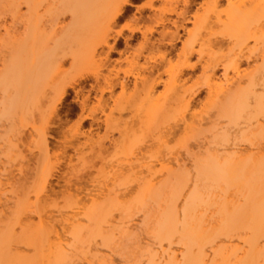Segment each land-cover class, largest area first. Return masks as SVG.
I'll return each instance as SVG.
<instances>
[{
    "label": "bare ground",
    "instance_id": "6f19581e",
    "mask_svg": "<svg viewBox=\"0 0 264 264\" xmlns=\"http://www.w3.org/2000/svg\"><path fill=\"white\" fill-rule=\"evenodd\" d=\"M137 1L140 0H0V119L30 111L45 99L46 114L42 116L35 109L39 114L37 121L44 122V125L38 133L33 131L37 141L31 136L29 139L36 142H31L35 144L33 150L39 148L41 152H47L49 127L54 121L59 122L58 105L70 90L74 91L76 100L82 96L79 100L81 113L74 123L72 137L61 143L64 148L60 149L59 156L64 158L69 147L79 154L86 145L90 150L86 153L94 152L92 157L99 159L103 166L102 162L111 167L97 165V172L103 179L107 177L105 171L108 169L113 170V174L126 169L136 186L135 192L137 190L135 197L130 194L134 199L131 201L128 196L130 199L124 201L129 203L124 205L118 194L110 196L109 187L104 186L107 182L104 183L109 194L108 203L95 204L97 206L81 217L76 206L77 211L62 220L68 225V231L61 226V232L44 218L50 212L30 211L33 199L16 201L15 225L22 229L21 235L20 232L18 237L15 235V226L8 229L3 223L0 264H75L82 261L86 264H114L110 254L115 253L123 264H264V244L260 245L264 240V0H202L203 13L192 14V27L183 28L171 19L173 32L164 29L169 20L167 15L173 14L184 20L186 10L194 0H146L136 9L154 12L151 26L131 23L123 29H115L117 21ZM21 6L25 7L22 13ZM66 15L70 19L67 25L61 23ZM7 16L13 23L11 28L5 24ZM156 27L166 31H159L154 43L151 38L157 32ZM180 29L185 31L186 38L173 54L164 44L172 45L178 41ZM137 34L142 41L135 46L137 48L128 50L129 41ZM122 44L123 49L119 50ZM72 46H75L74 50ZM111 54H118L114 65L109 64ZM96 56L99 62L95 61ZM194 56L196 62L191 63ZM67 59L70 64L66 71L61 66ZM249 60L253 64L243 68L244 62ZM197 65L200 75L188 85L182 77ZM218 71H221L219 75ZM89 79L93 83L83 96L76 87ZM159 86L162 90L156 91ZM115 88L120 90L117 95L114 94ZM202 93L204 96L200 100ZM92 98L94 102L90 101ZM120 102L126 103L138 127L129 129L131 127L126 126L125 122L131 119L129 115L125 117L127 121L124 118L125 122L120 121L122 126L118 123L121 115H115L117 122L113 119L112 112ZM197 106L200 110H196ZM118 112L123 111L119 109ZM96 113L103 118L96 117ZM31 118L33 121V115ZM15 119L28 127L29 120ZM85 122L88 126L86 134L80 132ZM100 124L104 126L105 135L93 140L92 132L100 128ZM21 125H17L20 130L24 127ZM9 127L7 130L12 131V126ZM136 128L141 135H136L139 134ZM134 129L137 133L133 132ZM8 132L4 133L8 135ZM113 133L118 137L110 138ZM80 136L86 137V143L68 144ZM10 143V148L7 146L6 149L16 147ZM32 148L28 150L32 151ZM5 152L10 153L9 150ZM180 154L189 158L185 159L191 161V170L185 169ZM77 157L80 160V156ZM66 159L65 166L69 168L73 164L71 157ZM52 165L43 172L41 167V171L38 168L40 173L35 170L40 181L39 191L30 193L35 197V203L47 191L60 164L58 161L56 167ZM85 165L88 164H82L84 170ZM83 169L74 170L79 173ZM70 185L65 187L66 192L62 190L64 201L73 197L75 203L83 204L84 200L98 203L96 198L106 195L102 191L88 193L86 189L82 195L77 189L74 194ZM189 186L192 190H187L189 193L185 196V189ZM221 186L235 188L240 197L237 196L238 201L235 197L231 199L233 194L230 196L229 193L230 201L221 203L220 198L226 193L219 192L225 191ZM199 187L202 193L204 188V193L217 188L223 195L217 196L220 199V203L217 200L218 208L211 203L218 218L214 225H209L213 222L210 218L209 227L202 224L207 222L209 215L206 213L207 217L201 215L200 218L198 210L205 213L207 207L211 208V204L206 207V200L212 193L204 194L210 197L205 200ZM202 205L204 208L200 209ZM115 213L119 220L116 224L113 223ZM212 213L210 211L211 215L215 212ZM21 217L26 219L27 229L22 225ZM32 217L37 219L36 223ZM140 234L144 239L139 238ZM221 237L226 239L225 244L209 247ZM18 246L30 250L31 254L19 253Z\"/></svg>",
    "mask_w": 264,
    "mask_h": 264
},
{
    "label": "rangeland",
    "instance_id": "374dc122",
    "mask_svg": "<svg viewBox=\"0 0 264 264\" xmlns=\"http://www.w3.org/2000/svg\"><path fill=\"white\" fill-rule=\"evenodd\" d=\"M201 1L202 0H194V2H192L190 5H189V7H188V9L186 10V13H185V15H184V20H182L181 18H178V17H176L175 15H167V18L169 19L168 20V22H166L165 23V25H164V29H167V31H174L175 29L173 28V26L171 25V23L173 24V22H169V21H171V19H174L177 23V25L178 24H181L182 26H183V28H186V29H190L191 27H192V24H191V16H192V14H194L195 12L197 13H200L201 11H202V6H204L203 5V3H202V5H201ZM142 2V3H141ZM146 2V0H140V1H137V2H135V4H134V6L133 7H129L128 8V11L124 14V16H123V18H121L119 21H117V23H116V25H115V29H117V30H119V29H123L127 24H133V23H136V24H138V25H140V26H142V24H146L145 26H151V24L153 23V14H154V12L152 11V10H149V9H144V10H140V11H137V7H140V6H142L144 3ZM141 3V4H140ZM137 4H140V5H137ZM157 4V3H156ZM160 3H158L157 5H159ZM22 7V8H21ZM20 8H21V13H22V11L24 12V6H21ZM178 7H182V5L179 3L178 4ZM200 7H201V9H200ZM204 10V9H203ZM202 13H203V11H202ZM201 13V14H202ZM7 18V19H6ZM5 18V20H6V22H5V24H8V26L7 27H9V28H11V25H13V23H11V19H10V17H9V19H8V16ZM2 19H0V21H1ZM70 19H69V15H66V16H64L62 19H61V23L62 24H65L66 23V25H67V23H70V21H69ZM19 21V20H18ZM173 21V20H172ZM17 21H15V23H16ZM11 23V24H10ZM0 24H2V22H0ZM16 25H18V27H19V24L17 23ZM61 25V24H60ZM1 26V25H0ZM15 28H17L16 26H14ZM14 27H12V28H14ZM144 27V26H143ZM161 29V30H160ZM164 29H162V27H156L155 28V30H157V32H155V33H153L152 34V38H151V41H154V43L156 42V40L155 39H157L159 36H158V34L163 30V31H166V30H164ZM12 30V29H11ZM160 31V32H159ZM2 32V31H1ZM126 32V31H125ZM124 32V34L125 35H127V32L125 33ZM3 33V32H2ZM178 35H179V39H178V41H175V42H173L172 43V45H168V44H164L165 45V47L167 48V49H170L171 51H172V53L174 54L180 47H181V43L185 40V38H186V33H185V31H183V30H178ZM151 36H148V38H150ZM91 38V37H90ZM87 39V38H86ZM142 41V39L140 38V35L139 34H137L136 35V37L133 39V40H131V41H129V48H128V50H132V49H135V48H137L138 46V43H140ZM89 42V41H88ZM111 42V41H110ZM87 43V42H86ZM135 46H137V47H135ZM135 47V48H134ZM71 49L72 50H74L75 49V46H72L71 47ZM119 50L120 49H123V44L118 48ZM104 50H106V49H104ZM98 52H101L100 50L98 51ZM146 55H148L147 53H146ZM101 57L103 56V54H101L100 55ZM97 59H99L98 58V56H96V58H95V61H98ZM109 64L110 65H114L115 64V60H117L118 59V54H111L110 56H109ZM252 60H249V61H247V62H244V64L242 65V67L243 68H245L246 69V67H250L252 64H253V61L251 62ZM99 62V61H98ZM172 62L174 63V55H173V57H172ZM190 62L191 63H195L196 62V56H194L193 58H191L190 59ZM69 64H70V59H67V61H66V63H64L62 66H61V69H63V70H69ZM70 67H72V65H70ZM71 70H72V68H71ZM70 72V71H69ZM103 72L105 73V70H103ZM220 72L221 71H218V75L220 74ZM188 75V76H187ZM199 75H200V67H199V65H197L196 67H195V69L194 70H190V71H186V74H185V76H183L182 77V79H185L186 81H188L187 83H188V85H191L192 83H194L195 81H196V78L197 77H199ZM187 76V77H186ZM191 78V80L189 81L188 79H190ZM93 82H92V80L91 79H89V80H87V81H84L82 84H80L78 87H76V89L78 90V88H79V90H80V93H82L81 95H86V91L87 90H89V84H92ZM129 87H131V84L129 83ZM158 90H162V88H161V86H159V87H157L156 88V91H158ZM119 92H120V90H119V88H115L114 89V94L115 95H117V94H119ZM93 94V93H92ZM108 95L107 94H105V97H107ZM203 96H204V93H202L200 96H199V98L198 99H200V100H202L203 99ZM81 97L82 96H79L78 98H77V100H76V97H75V93H74V91L72 92L71 90L69 91V93H68V96H66L65 97V99H64V101H62L59 105H58V109H57V111L59 112V122L58 121H54L55 123L54 124H51V125H54V127L53 126H51L50 124V130L48 131V137H47V141H48V145H49V150L47 151V152H41L40 150H39V148L38 149H35V150H33L34 148H35V146L32 148V145H35L36 144V142L35 141H33V138L34 139H36V141L38 140V138H36L37 137V135H36V133H35V135H34V132L33 131H37V133L39 132V130L43 127V125H44V122H39V120L37 121V118H38V115L40 114L39 113V111L42 113L41 115L42 116H44V114H46L45 113V108H46V106H45V104L47 103V101L44 99V100H42V101H40V103H38L37 104V106L36 107H33V108H30L31 110L29 111V110H26V112L25 111H23V112H17V115L15 114L14 116H16V117H12V118H2V119H0V148H2V149H0V211H1V214H0V229H2V226H3V223L5 224V228H10L11 227V225H13V227L15 226V228H14V232H15V235L18 237L19 235H21V231H22V229L20 230V228H18L17 227V225H15V223L17 224V212H16V204H17V202H18V200H22V199H26V198H28L29 200H31L32 201V199H33V201H32V203H31V205H32V207H31V209H30V211L31 212H44V213H48V212H50L51 214H46V216H44V218L48 221H50V223L51 224H53L54 225V227L59 231V232H61V230H60V227L62 226V227H64V230L65 231H68V229H69V227H68V225H66V224H64L63 222H62V220H64L65 218H67V217H69V216H71L72 215V213L73 212H76L77 210H76V206L77 207H79L78 208V212L80 213V215H79V217H81L84 213H86L88 210H90L91 208H93L94 206H100V205H106L107 203H108V200H106L107 199V196L110 194V196L112 195V193H116V194H118V196H119V199H121V197H122V200H120V202H122V203H124V205H125V202H126V204H128L127 203V201H128V199H130V198H132L131 199V201L134 199L133 198V196L131 195L130 196V194H133L134 195V197H135V195H136V192H137V190H136V192H135V188H136V186H135V184L134 183H132V178H131V176H130V178H129V173L126 171V169H124V170H121V171H118L117 173H118V175H116L117 173H115V174H113L114 172H112L113 170H109L111 167H109L107 164H105L104 162H102L103 164H104V166L101 164V161L98 159V160H96V158H94V157H92V156H94L93 155V153L91 152V154H88V153H90V150H89V148H86V145H84L83 146V148L81 149V151L79 152V154L78 153H76L73 149L74 148H72V147H69V148H67L66 150H65V157L64 158H62L61 156H59L60 154H61V150L60 149H63L62 148V146L61 145H63V144H61L63 141H65L64 139H67V140H69L70 139V136L71 135H73V132L75 131V127H74V123L76 124V122L78 121V117H79V115H80V113H81V111H80V103H79V100L81 99ZM90 101H92V102H94V100H93V98L92 99H90ZM43 102V103H42ZM45 103V104H44ZM124 103V102H123ZM122 102H120V104L117 106V108H119L121 111H123L122 113L120 112H118V114H117V111H119V109H117L116 108V112L114 111V112H112V115L111 116H114L115 118H113V119H115V121H116V119L121 115V117L119 118V122L118 123H120V125L122 126L123 124L121 123V122H125V120L127 121V119H125V117H128V115H129V117L131 118V119H129L128 120V122L126 123L125 122V124H127L126 126H128V127H131V128H129V129H133V128H135V127H138L137 125H136V120H134V119H132V114L129 112L130 110L128 109V107L126 106V103H124L123 104ZM110 105H112V104H110ZM45 106V107H44ZM196 108V110L198 109V110H200V108L197 106V107H195ZM37 110V112L39 113H37V112H35L36 110ZM108 111V110H107ZM27 112H29V113H27ZM31 112V113H30ZM108 113V112H107ZM19 115V116H18ZM32 115H33V121H31L32 120V118L30 119V117H32ZM99 115V116H98ZM118 116L117 118H116V116ZM19 118L20 120L22 119V118H24V119H26V120H29L28 122H27V124H28V127L26 126V125H23L24 127H23V129L22 130H20L19 128V126L21 125V122L18 120V119H15V118ZM41 117V116H40ZM96 117H99V118H103V116L101 115V114H99V113H96ZM125 120H124V119ZM39 119V118H38ZM121 119V120H120ZM123 119V120H122ZM19 121V122H17V121ZM26 120H25V122H26ZM22 121V120H21ZM42 121H43V119H42ZM118 121V120H117ZM116 121V122H117ZM121 121V122H120ZM23 122V121H22ZM39 122V123H38ZM132 122V123H131ZM18 123H19V126H17L18 125ZM21 125V126H22ZM37 125H38V128H37ZM130 125V126H129ZM9 126H12V131L10 130V132H8L9 130H7L8 128H10ZM15 126H16V128H15ZM40 126V127H39ZM13 127L15 128V130H19V131H15L14 129H13ZM104 126L102 125V124H100V128H98V129H96V130H94L93 132H92V136H91V138L93 139V140H96V139H98L99 137H104L103 136V134H104ZM74 129V130H73ZM82 129V130H81ZM88 129V126L86 125V122L82 125V127L80 128V132H84L85 134H86V130ZM128 129V128H127ZM128 129V130H129ZM137 129V128H136ZM136 129H134L133 130V132H135V133H137L138 132V129H137V132H136ZM15 132H14V131ZM140 130V129H139ZM29 131V132H28ZM4 132H8V135L7 134H5ZM13 132H14V134H13ZM140 132L141 131H139L138 133L139 134H136V135H141L140 134ZM12 133V134H11ZM30 133V135H28ZM33 133V134H32ZM2 134H4V136L5 135H7V137H9V139L12 141L11 143H10V140L5 136H1ZM19 136H18V135ZM64 134V135H63ZM66 134V135H65ZM96 135H98V136H96ZM105 135V134H104ZM14 136V137H13ZM29 136H31V137H33L32 138V140L30 141V139H29ZM116 136L118 137V134L117 133H113V134H111V137L110 138H116ZM1 137H3V138H1ZM72 137V136H71ZM98 137V138H97ZM141 137V136H140ZM15 138H18V139H20L19 141H21V142H19L18 141V139L16 140ZM2 139V140H1ZM29 139V140H28ZM85 139V140H84ZM4 140H8V141H4ZM2 141H3V143H2ZM27 141H28V144H30L32 141L33 142H35V144H30V145H28L27 144ZM84 141V142H83ZM12 145V144H14L16 147H14L16 150L14 151V148L12 149H6V147L9 145V143ZM6 143H8V145L6 146ZM64 143V142H63ZM84 143H86V137L85 136H80V137H78V138H76V139H72L71 140V142L70 143H68L69 145H72V146H77V145H79V144H84ZM4 144V145H3ZM27 144V145H26ZM23 147H22V146ZM104 145H108V143L107 142H105V144ZM26 146H27V148H26ZM61 146V147H60ZM64 146V145H63ZM9 147V146H8ZM7 147V148H8ZM32 148V151L31 150H28V149H31ZM37 147V146H36ZM9 150L10 151V153L9 152H5L6 150ZM10 148V147H9ZM88 149V150H87ZM12 150V151H11ZM86 151H89L88 153H86ZM14 152V153H13ZM53 152H54V154H53ZM2 153V154H1ZM5 153V154H4ZM47 155V156H44L45 154ZM48 153V154H47ZM55 153H56V155L57 156H54L55 155ZM60 153V154H59ZM44 154V155H43ZM84 154H86V155H84ZM5 155V156H4ZM7 155V156H6ZM11 155H13V156H11ZM75 155H77V156H80V160H79V157H77V156H75ZM181 156H182V158H184V159H182V160H184V164L186 165V167H185V169L187 168V170L189 169V170H191V166H189V165H191V161L190 160H188L189 158L188 157H183V155H185V154H180ZM68 156H70L71 157V160H72V163L73 164H71V166L73 165L75 168H80L81 167V170L83 169V167H82V164L84 165V163L85 164H88V166H86L85 165V170L84 171H81V172H79V170H78V172L79 173H77V172H75L76 170H74L73 168H67L65 165H66V158L68 157ZM181 156H180V159H181ZM10 157V158H9ZM35 157V158H34ZM56 157V158H55ZM77 157V158H76ZM82 158V159H81ZM185 158H188L187 160L185 159ZM49 159V160H48ZM59 159V160H58ZM75 159H78V160H75ZM87 159V160H86ZM95 159V160H94ZM7 160V161H6ZM35 160V161H34ZM82 160V161H81ZM52 161H54V162H52ZM58 161H59V164L60 165H58V168H56V171H55V173H54V177H53V179L50 181V185L46 188L47 189V191L45 192V194L44 195H41L40 196V200L38 201V203L36 202L35 203V197L33 196V194L31 195L30 193H31V191H33V193H37L38 191H39V186H40V181H39V177H38V175H39V171H41L40 170V167H41V169H42V172H43V170L45 171V170H49V169H47L48 167H50L52 164V167H56L57 166V163H58ZM64 161V162H63ZM77 161H78V163H77ZM80 161L82 162V163H80ZM100 161V162H99ZM38 162V163H37ZM50 162H52V163H50ZM76 162V163H75ZM181 162V161H180ZM36 163V164H35ZM44 163H46V164H48L49 163V166L48 165H46V164H43ZM75 163V164H74ZM99 163V164H98ZM182 163V164H183ZM51 164V165H50ZM183 164V165H184ZM20 165V166H19ZM99 165H102L103 166V168L105 167V168H108L109 167V169L108 170H104L105 171V174H108V175H105V176H107V177H105L104 179H105V181H104V179L102 178V175H99V173L97 172V169H98V166ZM106 165H107V167H106ZM19 168H18V167ZM47 166V167H46ZM101 166V167H102ZM35 167H36V169H35ZM174 168H175V165L173 166ZM190 167V168H189ZM32 168V169H31ZM39 168V169H38ZM7 169V170H6ZM18 169H19V171H18ZM39 171H38V170ZM72 169H73V172H72ZM100 169H102V168H100ZM99 169V170H100ZM34 170V171H33ZM35 170H37V171H35ZM103 170H101V174H102V172H103ZM21 171V172H20ZM109 171V173H106V172H108ZM110 171L112 172L111 174H110ZM128 173L127 175H126V172ZM17 172H19V173H17ZM41 172V173H42ZM75 172V173H74ZM119 172H121V175H122V178H121V176H120V173ZM96 173H98V176H96ZM69 174V175H68ZM124 174V175H123ZM12 175V176H11ZM40 176H41V174H40ZM126 177V178H124V177ZM38 177V178H37ZM77 177V178H76ZM104 177V176H103ZM109 177V178H108ZM111 177H115L114 179L113 178H111ZM37 178V179H36ZM76 178V179H75ZM97 178V179H96ZM106 178H107V180H106ZM121 178V179H120ZM123 178H124V180H123ZM103 181H102V180ZM111 179V180H110ZM113 179V180H112ZM30 180V181H29ZM66 180H69V181H66ZM94 180H97V181H99V183H101L100 185L102 186V187H100V185L98 184V182L96 181L95 183H94ZM131 180V181H130ZM24 183H23V182ZM38 181H39V183H38ZM101 181V182H100ZM109 181V182H108ZM16 182V183H15ZM31 182V183H30ZM107 182V183H106ZM111 182V183H110ZM130 182V183H129ZM14 183V184H13ZM33 183V184H32ZM65 183H68V184H65ZM69 183L72 185L73 184V186H71L70 185V187H71V193H74V194H77V192L75 191L76 189L77 190H79V191H82L81 193H80V195H82V194H84V189H86L85 190V192H88V191H90V193L92 192V193H95L94 191H96V192H99V191H102L103 193H105L106 191V189L105 188H108L107 190H108V192H110L108 195H107V193L108 192H106V195L104 194V196H101V197H103V198H101V197H98V198H96L97 199V202L98 203H96V202H92V201H89V200H84L83 201V204H80V203H75V200L73 199V197H71V198H69V200L68 199H65V201H64V199L63 198H65V196H64V192H66V186L68 185V187H69ZM104 183H106L105 185H104ZM21 184V185H20ZM94 184V185H93ZM114 184V185H113ZM115 184H117L116 186H115ZM124 184V185H123ZM129 184V185H128ZM132 184V185H131ZM17 185V186H16ZM93 185V186H92ZM105 186V188H104V186ZM127 185V186H126ZM21 186V187H20ZM33 186V187H32ZM108 186V187H107ZM111 186V187H110ZM201 186V185H200ZM206 186H208V185H206ZM31 187L33 188V190L31 189ZM66 187V188H65ZM74 187V188H73ZM76 187V188H75ZM78 187H80V188H78ZM99 187V188H98ZM124 187V188H123ZM221 187H225V186H221ZM83 190H82V189ZM200 188L201 187H199L198 189H199V191L201 192L202 190H200ZM202 188H203V186H202ZM209 189H211L212 187H208ZM81 189V190H80ZM97 189V190H96ZM98 189H102V190H98ZM118 189V190H117ZM217 188H214V189H212V190H214V191H212L211 192V190L209 191L208 189V191H206V193H204L205 192V188L203 189V193L201 192L200 194H202V195H204V194H209V192L210 193H212L211 194V198L209 197V195H207L210 199V201L211 202H209V200H206V195H204L205 197L203 198V199H205L206 201H207V203L208 204H206V207L207 206H209L212 202L214 203V206L216 205V207L218 206L217 204H219L220 203V199L222 200L221 201V203H224V202H229L230 201V199H228L230 196H231V194H233V196L231 197V199L233 198V197H235V200L237 199V196H238V198H240L239 197V194L237 193V191H236V189L235 188H228V187H225V191L223 192V191H219V192H222L223 194L225 193V196L224 197H226L224 200L222 199V198H224V197H222V198H220V199H218V197H220V195L222 194H220L217 190H216ZM221 189V188H220ZM223 189V188H222ZM62 190H65L64 192L62 191ZM113 192H112V191ZM189 191V192H191V190H192V186H189V188L188 189H185V196H187V194L189 193V192H186V191ZM215 191H216V193H215ZM62 192V193H61ZM119 192V193H118ZM130 192H132V193H130ZM218 192V193H217ZM89 193V192H88ZM229 193H230V196H229ZM79 194V193H78ZM114 194H113V196H114ZM129 194V195H128ZM217 194V195H216ZM218 194H220L219 196H218ZM227 194V195H226ZM62 196H63V198H62ZM128 196H130V198L128 197ZM216 196V197H215ZM218 196V197H217ZM221 196H223V195H221ZM229 196V197H228ZM126 198H128V199H126ZM214 198V199H213ZM102 199V200H101ZM127 200V201H124V200ZM208 199V198H207ZM234 199V198H233ZM71 200H73L74 201V203H75V205L74 204H72V202L73 201H71ZM101 200V201H100ZM214 200H215V202H214ZM217 200H219V203H218V201ZM229 200V201H228ZM235 200H234V202H235ZM17 201V202H16ZM102 201H103V203H102ZM106 201V202H105ZM130 201V200H129ZM130 201V202H131ZM236 201H238V200H236ZM99 203H101V204H99ZM212 203V204H213ZM90 204H92V205H90ZM95 204H97V205H95ZM211 204V205H212ZM45 205V206H44ZM47 205L49 206V207H47ZM51 205V206H50ZM60 205V206H59ZM86 205H88V207H86ZM90 205V206H89ZM210 205V206H211ZM220 205V204H219ZM204 205H202V206H200V209H201V207H203ZM209 206V207H210ZM213 205L211 206V208H209L208 209V207H207V209H208V211L209 212H207V209H206V207H205V213H203V211H202V209H201V211L200 210H198V212H201V214H199L200 215V218H202V216L201 215H204L203 216V218L204 217H207V215H209L207 218H208V220H207V222L204 224L203 222H202V224L203 225H207V224H209V225H214L215 224V222H214V220L216 219V218H218V216L216 215L217 214V210H216V208L214 207ZM68 207V209H66ZM215 209H214V208ZM204 208V207H203ZM218 208V207H217ZM73 210H75V211H73ZM215 210V211H214ZM8 211H9V213H8ZM210 211H211V213L213 212H215L214 213V215H216L215 216V218H214V215H211L210 214ZM56 212H58V213H56ZM83 212V213H82ZM206 213H207V215H206ZM212 213V214H213ZM67 214H69L68 216H67ZM198 214V213H197ZM11 215V217L9 218V216ZM51 216V218H49V217H47V216ZM198 215V216H199ZM210 215H211V217H210ZM117 216H118V214L117 213H115L114 214V220H115V222H113L114 224H116V222L117 221H119L118 220V218H117ZM197 216V217H198ZM137 218H140V216H138ZM135 219V221L136 222H138L139 221V219ZM207 218H205L204 220H206ZM212 219L213 218V224L211 223V222H209L210 220L209 219ZM1 219H2V222H1ZM16 219V220H15ZM55 219V220H54ZM32 220L34 221V223H36L37 222V219L35 218V217H32ZM138 220V221H137ZM200 220V219H199ZM4 221V222H3ZM59 221V222H58ZM200 221H202V219L200 220ZM212 221V220H211ZM205 222V221H204ZM209 222V223H208ZM21 223H22V225L24 226V228L25 229H27V226H25V223H26V219L25 218H23V217H21ZM2 224V225H1ZM136 224H138V223H136ZM8 226V227H7ZM208 226V225H207ZM209 227V226H208ZM210 227H212V226H210ZM214 227V226H213ZM4 228V229H5ZM4 229H2V232H3V230ZM7 229V230H8ZM18 229H19V231H18ZM6 231V230H5ZM2 232H0V236H2L3 234H4V232L2 233ZM18 232H20L19 233V235H18ZM2 233V234H1ZM141 233V232H140ZM142 234H140V236H139V238L141 237H143V236H141ZM15 236V238H17ZM62 237L64 238V236L62 235ZM146 237V236H145ZM143 239H144V237H143ZM143 239H141V241L143 240ZM144 241V240H143ZM142 241V242H143ZM147 241V238L145 239V241L144 242H146ZM234 241H235V239H234ZM233 241V242H234ZM143 242V243H144ZM224 242V243H223ZM235 242H237V241H235ZM264 240H261L260 241V245H263L264 243ZM217 243H219V244H221V243H223V244H225L226 243V239L225 238H223V237H221V238H219V239H217L216 241H215V243L214 244H212L211 246H209V245H207V246H205V249H206V252H208V246L211 248V247H215L216 248V244ZM239 245H241V243L239 242L238 243ZM218 245V244H217ZM222 245V244H221ZM14 248V247H13ZM218 248V247H217ZM214 249V248H213ZM18 252L19 253H25V252H27L28 254H29V252H30V254H31V251L30 250H27L25 247H23V246H18ZM91 252H95V251H91ZM91 252H90V254H91ZM100 252H102V253H107V252H105V251H102V250H100ZM11 253H14V250H11ZM92 253V254H93ZM91 254V255H92ZM108 254V253H107ZM116 254V253H115ZM115 254H110V258H112L113 259V262H114V264H123V263H121L122 261L120 260V257H118V255H115ZM89 255V254H88ZM90 256V255H89ZM89 256H87L86 258H88ZM75 264H86L85 262H81V263H79V262H75Z\"/></svg>",
    "mask_w": 264,
    "mask_h": 264
},
{
    "label": "crops",
    "instance_id": "0c3cea01",
    "mask_svg": "<svg viewBox=\"0 0 264 264\" xmlns=\"http://www.w3.org/2000/svg\"><path fill=\"white\" fill-rule=\"evenodd\" d=\"M141 3H142V2H141ZM141 3H140V4H141ZM140 4H137V5H140Z\"/></svg>",
    "mask_w": 264,
    "mask_h": 264
}]
</instances>
